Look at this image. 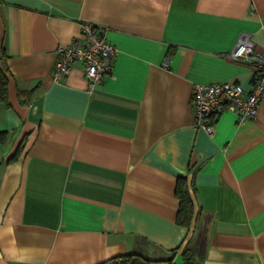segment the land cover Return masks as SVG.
I'll use <instances>...</instances> for the list:
<instances>
[{"label": "crops", "instance_id": "1", "mask_svg": "<svg viewBox=\"0 0 264 264\" xmlns=\"http://www.w3.org/2000/svg\"><path fill=\"white\" fill-rule=\"evenodd\" d=\"M83 21L118 47L92 89L81 61L51 77L55 48L79 41ZM243 32L264 47V0H0V264L173 249L181 263L183 248L199 264H264V97L242 123L218 115L213 135L190 102L194 83L250 85L249 67L224 57ZM180 175L188 226L176 220Z\"/></svg>", "mask_w": 264, "mask_h": 264}, {"label": "built area", "instance_id": "2", "mask_svg": "<svg viewBox=\"0 0 264 264\" xmlns=\"http://www.w3.org/2000/svg\"><path fill=\"white\" fill-rule=\"evenodd\" d=\"M80 40L58 45L51 77L60 81L70 71L73 61H81L83 72L92 89L112 70V60L118 47L98 32L90 21L81 24ZM230 61L246 64L251 72V83L244 87L234 81L194 83L190 102L194 125L209 135L214 134V120L225 111L236 115L239 123L256 114L260 100L264 97V47H257L249 33H241L233 46L224 53ZM109 59V61H106Z\"/></svg>", "mask_w": 264, "mask_h": 264}, {"label": "trees", "instance_id": "3", "mask_svg": "<svg viewBox=\"0 0 264 264\" xmlns=\"http://www.w3.org/2000/svg\"><path fill=\"white\" fill-rule=\"evenodd\" d=\"M6 52L3 48L0 49V101L7 104L8 98V83H9V71L6 67ZM34 88L29 90L18 89L17 94L20 96L22 102H28L31 99ZM3 136L0 133V138ZM22 142L17 146L14 153L9 157V160H14L19 155ZM174 194L179 200V207L176 216L178 223L188 226L190 225L194 216V206L188 189L186 177L178 176L174 188ZM176 249L172 250V253L163 258H150L140 253L127 252L122 254L113 255L105 260H102L96 264H199L192 252L188 248H183L181 251L182 262L176 263L174 258Z\"/></svg>", "mask_w": 264, "mask_h": 264}]
</instances>
